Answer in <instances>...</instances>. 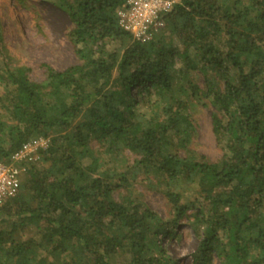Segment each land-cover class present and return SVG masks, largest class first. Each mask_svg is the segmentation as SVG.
<instances>
[{
  "label": "trees",
  "instance_id": "obj_1",
  "mask_svg": "<svg viewBox=\"0 0 264 264\" xmlns=\"http://www.w3.org/2000/svg\"><path fill=\"white\" fill-rule=\"evenodd\" d=\"M45 1L72 23L78 63L42 65L45 78L31 80L6 52L0 17V162L50 141L0 208V264H178L160 237L188 213L185 191L204 227L193 264H264V0H178L144 44L119 25L127 0ZM205 101L223 150L215 163L188 148L189 112ZM126 152L131 175L108 165ZM140 173L167 183L171 223L133 192Z\"/></svg>",
  "mask_w": 264,
  "mask_h": 264
},
{
  "label": "rangeland",
  "instance_id": "obj_2",
  "mask_svg": "<svg viewBox=\"0 0 264 264\" xmlns=\"http://www.w3.org/2000/svg\"><path fill=\"white\" fill-rule=\"evenodd\" d=\"M0 17L6 52L14 65L26 66L30 69L31 80L42 81L45 78L42 65L63 71L78 63L67 36L73 25L68 16L56 6L46 3L45 0H0ZM175 44L177 45L176 41ZM5 57L0 51V66L4 64ZM177 70H183L180 61ZM190 77L199 85L204 84V77L200 72H192ZM213 112V107L207 101L204 104H197L190 110L195 131L188 148L196 156H203L207 161L215 163L220 161L223 150L213 133ZM90 147L98 150L97 141L92 139ZM180 155H186L185 150H181ZM136 158L126 152V161L121 165H117L114 161L109 162L108 165L118 167V171L131 175ZM136 179L132 182L133 192L141 195L143 201L158 215L163 224L171 223L177 218L165 194L166 182L160 188L154 173L149 175L140 173ZM184 189L187 188L182 186L173 188L179 193ZM121 191L124 192L123 189ZM185 193L180 204L188 205V213L172 228L174 235L170 237L161 235L160 238L163 249L178 261V264H193L204 227L199 218L193 214L195 209L193 205L199 206L196 194L187 191ZM210 261L209 264H220L215 255Z\"/></svg>",
  "mask_w": 264,
  "mask_h": 264
},
{
  "label": "built area",
  "instance_id": "obj_3",
  "mask_svg": "<svg viewBox=\"0 0 264 264\" xmlns=\"http://www.w3.org/2000/svg\"><path fill=\"white\" fill-rule=\"evenodd\" d=\"M178 0H127L117 11L120 27L140 43L150 42L164 26ZM49 139L39 137L22 146L8 162H0V208L18 195L28 169L40 160Z\"/></svg>",
  "mask_w": 264,
  "mask_h": 264
}]
</instances>
